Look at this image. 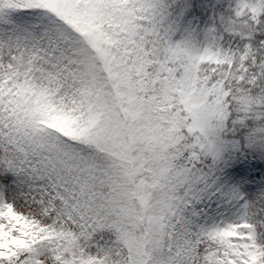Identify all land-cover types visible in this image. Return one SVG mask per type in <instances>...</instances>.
<instances>
[{
	"label": "snow or ice",
	"instance_id": "1",
	"mask_svg": "<svg viewBox=\"0 0 264 264\" xmlns=\"http://www.w3.org/2000/svg\"><path fill=\"white\" fill-rule=\"evenodd\" d=\"M0 264H264V0H0Z\"/></svg>",
	"mask_w": 264,
	"mask_h": 264
}]
</instances>
